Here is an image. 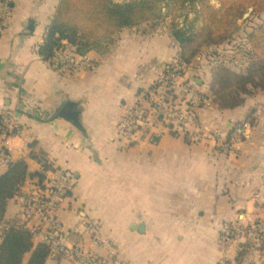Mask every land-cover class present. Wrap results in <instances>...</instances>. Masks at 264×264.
Returning <instances> with one entry per match:
<instances>
[{"label": "crops", "instance_id": "1", "mask_svg": "<svg viewBox=\"0 0 264 264\" xmlns=\"http://www.w3.org/2000/svg\"><path fill=\"white\" fill-rule=\"evenodd\" d=\"M14 2L0 32V114L21 133L0 137V147L12 162L26 160L30 172H40L29 158L36 142L51 166L73 175L71 195L55 211L68 237L76 241L74 233L97 220L123 264H217L225 222L261 224L263 234L251 237L245 260L264 264V95L248 97L236 110L199 111L209 130L250 121L253 135L237 155L169 134L131 142L117 125L136 94L177 60L167 43L124 30L105 53L87 55L86 69L73 72L38 52L60 0ZM37 183L28 179L9 202L7 222L24 221L23 196ZM95 250L108 255L104 245ZM61 258L51 256L47 264H75Z\"/></svg>", "mask_w": 264, "mask_h": 264}, {"label": "built area", "instance_id": "2", "mask_svg": "<svg viewBox=\"0 0 264 264\" xmlns=\"http://www.w3.org/2000/svg\"><path fill=\"white\" fill-rule=\"evenodd\" d=\"M13 1H5V10L9 8L8 3ZM62 45L55 52L54 65L73 72H81L90 65L87 56L77 55L68 42ZM197 86L195 80L189 78L186 66L175 60L164 68L149 88L136 94L134 102L117 125L118 135L131 142H153V139L160 140L166 134L182 136L213 151L237 155L239 146L252 137L253 126L243 121L219 130L207 129L200 121L199 111L208 98L201 99L196 95L194 87ZM8 122L0 127L3 136L11 132L21 133L18 125ZM11 162L7 148L0 147V176L8 170ZM45 174L44 182L38 181L36 188L23 196L22 223L31 229L39 242L51 246L52 256L64 257L75 264H123L114 244L103 236L101 222L97 220H89L82 232L74 233L76 241L68 237L69 233L57 222L55 211L71 189L73 175L65 168L54 165ZM30 220H36L35 225L29 226ZM262 233L261 224L242 226L237 222H225L218 241L221 258L217 264H252L245 259L240 262V252L246 251L245 246L242 249L240 244ZM100 245L109 250L108 258L95 250Z\"/></svg>", "mask_w": 264, "mask_h": 264}, {"label": "trees", "instance_id": "3", "mask_svg": "<svg viewBox=\"0 0 264 264\" xmlns=\"http://www.w3.org/2000/svg\"><path fill=\"white\" fill-rule=\"evenodd\" d=\"M5 1L0 0V32L5 29L4 24L15 7L13 1L8 3L9 8L5 10ZM188 1L194 8H197L199 3L200 9L196 10L209 28V45L221 44V41L228 37V33L237 29L236 17L240 19L246 9L253 8L256 13L264 12V0H219L222 7L218 10L213 8L208 0ZM157 18L155 7L143 0L123 4L116 3L115 0H60L52 22L46 30L44 43L39 46L38 52L50 63L56 50L62 48L63 42H68L75 48V53L82 57L92 51L105 53V47L116 35L124 30L154 22ZM259 31V35L253 41L254 49L258 52L257 57L249 63L244 72L238 73L230 68L220 67L215 73L210 91H214V102L219 110L242 108L248 97L259 91L264 93V27ZM173 36L184 45L194 43L198 37L195 33L191 34L179 28L173 31ZM204 96L211 99V95ZM203 105L205 104L203 103L201 108ZM58 117L59 113L49 120ZM4 120V115L0 114V127H3ZM3 134L2 129L0 137ZM7 136L10 134L7 133ZM29 147L31 148L29 158L36 161L42 167V171L31 173L29 163L26 160H19L11 162L8 170L0 176V264H47L52 256L51 246L45 242L36 243L35 234L29 227L20 220L10 222L6 220L9 202L21 194L27 180L38 179L43 183L46 178L45 172L51 168L47 154L41 149L36 150V142ZM70 195L69 191L64 198ZM250 242L251 239L245 244V249ZM27 255L29 259L25 263ZM246 255V251L240 252L241 263ZM58 259H61V256Z\"/></svg>", "mask_w": 264, "mask_h": 264}, {"label": "rangeland", "instance_id": "4", "mask_svg": "<svg viewBox=\"0 0 264 264\" xmlns=\"http://www.w3.org/2000/svg\"><path fill=\"white\" fill-rule=\"evenodd\" d=\"M137 1L141 0H115L116 3L120 4ZM143 1H147L155 7L158 18L154 22L127 30L138 36H149L154 39H161L164 43H167L168 49L173 52L175 59L180 64L186 66V72H189L191 81L195 80L199 86L194 87L196 95L200 96L201 99L206 98L204 94H207V96L211 95V99L209 97L203 107H210L213 110L218 109L214 102V91H210L214 75L220 67H227L238 73L244 72L249 63L257 57L258 52L254 49L255 45L253 41L259 35L260 28L264 27V12L256 13L253 9L249 17L240 25V20L244 18V15L249 10L246 9L240 19L236 17L237 29L235 28V30L228 33V37L221 41V44L209 45V28L197 12L200 9L199 3H197V8H194L188 0ZM208 1L213 8L217 10L221 9L222 4L219 0ZM178 28L186 30L191 34L195 33L198 36L195 42L186 45L179 43L173 36V31ZM203 90H205L204 93H201ZM259 94L264 95L263 92L259 91L252 96ZM212 98L214 103L212 102ZM247 122L250 121L247 120ZM31 173L35 172L32 171ZM247 242L244 241L245 244ZM36 243H39V241L36 240ZM108 255L101 256L108 258ZM61 260L64 261L65 259L61 258Z\"/></svg>", "mask_w": 264, "mask_h": 264}, {"label": "water", "instance_id": "5", "mask_svg": "<svg viewBox=\"0 0 264 264\" xmlns=\"http://www.w3.org/2000/svg\"><path fill=\"white\" fill-rule=\"evenodd\" d=\"M251 11H253V8H250L247 12H246V14L244 15V18L242 19V20H240V22H239V24L240 25H242V23L249 17V15H250V13H251ZM200 83V82H199ZM252 237V236H251ZM250 237V238H251ZM244 244H240V247L243 249L244 248Z\"/></svg>", "mask_w": 264, "mask_h": 264}]
</instances>
